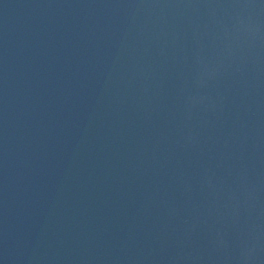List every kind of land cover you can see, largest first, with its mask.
Returning a JSON list of instances; mask_svg holds the SVG:
<instances>
[{"label":"water","instance_id":"water-1","mask_svg":"<svg viewBox=\"0 0 264 264\" xmlns=\"http://www.w3.org/2000/svg\"><path fill=\"white\" fill-rule=\"evenodd\" d=\"M4 264H264V0H0Z\"/></svg>","mask_w":264,"mask_h":264},{"label":"snow or ice","instance_id":"snow-or-ice-1","mask_svg":"<svg viewBox=\"0 0 264 264\" xmlns=\"http://www.w3.org/2000/svg\"><path fill=\"white\" fill-rule=\"evenodd\" d=\"M0 264H4L3 260H0Z\"/></svg>","mask_w":264,"mask_h":264}]
</instances>
